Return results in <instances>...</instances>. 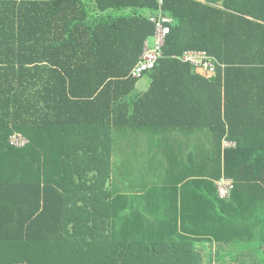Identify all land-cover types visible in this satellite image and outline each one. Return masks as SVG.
<instances>
[{"label":"trees","instance_id":"obj_1","mask_svg":"<svg viewBox=\"0 0 264 264\" xmlns=\"http://www.w3.org/2000/svg\"><path fill=\"white\" fill-rule=\"evenodd\" d=\"M236 1L0 0V264H200L192 238L179 234L189 246L155 242L128 222L118 230L107 215L117 132L138 141L139 132L161 127L155 86L176 73L226 91L224 117L205 121L216 146L195 153L200 194L216 193L222 177L233 181L229 197L241 192L240 167L253 165L264 195V123L229 116L237 83L264 82V21ZM160 13L171 18L169 32L141 75L149 88L138 92L141 76L130 71ZM186 50L213 56L214 73L206 77L180 59ZM17 134L24 145L12 142ZM224 140L234 146L222 149ZM260 246L251 251L264 264Z\"/></svg>","mask_w":264,"mask_h":264},{"label":"crops","instance_id":"obj_2","mask_svg":"<svg viewBox=\"0 0 264 264\" xmlns=\"http://www.w3.org/2000/svg\"><path fill=\"white\" fill-rule=\"evenodd\" d=\"M215 1L218 6L222 3V0ZM235 5L262 18L255 20L264 21V0H237ZM197 70L210 77L205 71ZM175 76L155 86V96L159 95L155 101L164 108L159 118L164 120L161 127L139 132L138 141L123 130L117 132L112 149L118 156L115 158L112 153L109 161L107 215H110L113 225L117 222L118 230L122 221L128 222L135 228L134 233L140 232L144 238L155 242L184 241L189 246L187 238H192L194 255L197 249L204 259L199 261L200 264H258L251 247L259 239L258 225L264 227V195L257 192L258 187L255 186L258 182L253 179L259 167H240L241 185L247 186L243 190L241 188V192L237 188L229 198L219 197L217 190L202 196L203 187L193 179L195 153H205L211 151L212 145L216 146V132H210L206 122L219 121L224 117V113L220 116L218 111L223 109L221 98L226 91L215 83L196 82L190 75L176 73ZM178 76H182V80ZM149 86L150 78L147 83L139 80L135 84L138 92L147 90ZM184 92L187 96H183ZM229 96L233 98L230 118L237 123L247 120L255 125L264 123V82L237 83L234 96L232 93ZM173 122L186 125L174 127ZM161 137L164 141L158 140ZM208 139L212 140L211 144L206 142ZM231 146L234 144L224 140L222 149ZM241 159L239 156L236 161ZM1 181L3 183V178ZM233 205L239 208L235 214ZM228 213L232 215L229 220ZM232 248H239L238 252ZM260 249L264 251V244Z\"/></svg>","mask_w":264,"mask_h":264},{"label":"built area","instance_id":"obj_3","mask_svg":"<svg viewBox=\"0 0 264 264\" xmlns=\"http://www.w3.org/2000/svg\"><path fill=\"white\" fill-rule=\"evenodd\" d=\"M159 4L163 0H157ZM155 23V30L152 37V44L148 41L144 42V46L141 54L139 55L138 61L133 66L130 71V75L133 77H140L142 73L146 70L151 69L155 61L160 56V48L163 43V40L167 33L169 32V23L171 18L167 15L157 14V17L154 16L151 18ZM180 59L190 63L196 69L205 71L207 75H211L215 71L216 60L213 56L209 55L205 51L200 50H186L180 56ZM27 140L22 137L20 134L14 135L12 137V142L17 146H22ZM217 192L218 196L221 198H227L230 195V191L233 187L232 180L229 178L222 177L217 183Z\"/></svg>","mask_w":264,"mask_h":264},{"label":"rangeland","instance_id":"obj_4","mask_svg":"<svg viewBox=\"0 0 264 264\" xmlns=\"http://www.w3.org/2000/svg\"><path fill=\"white\" fill-rule=\"evenodd\" d=\"M148 42L150 43V44H152V42H153V40L152 39H149L148 40ZM138 80H140V82H142L143 84L144 83H147V82H149V78H148V75L145 73V74H143V76L141 77V78H139ZM21 135V134H20ZM26 139V138H25ZM235 208V211H234V214H235V212L237 211V208L238 207H236L235 205H233ZM239 209V208H238ZM232 218V215H230L229 213H228V215H227V220H229V219H231ZM233 218H235V219H238V218H236L235 216H233ZM260 228H257V230H256V232L261 236V239H263L264 238V231H263V228L264 227H262V226H260V225H258ZM259 240H260V237H259ZM201 243V242H200ZM198 244V243H197ZM260 244H264V241L262 240V242L261 243H259V242H254L253 244H252V249H257V248H259V246H260ZM115 245H117V244H115L114 243V245L113 246H115ZM233 250H235V251H237L238 252V250L237 249H239V248H232ZM198 251V250H197ZM253 251H251V253H252ZM254 253V252H253ZM199 261H204V259H203V257H200V260ZM206 261H208L207 260V258H206ZM248 261V260H247ZM218 264V263H217ZM231 264V263H230ZM233 264H238L237 262L236 263H233ZM247 264V263H246Z\"/></svg>","mask_w":264,"mask_h":264}]
</instances>
